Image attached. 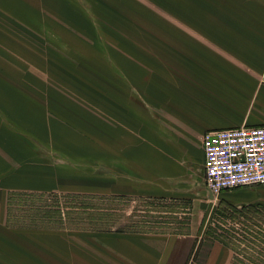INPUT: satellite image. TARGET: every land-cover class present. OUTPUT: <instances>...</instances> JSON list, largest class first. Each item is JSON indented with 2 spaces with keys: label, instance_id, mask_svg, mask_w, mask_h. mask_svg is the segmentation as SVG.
Listing matches in <instances>:
<instances>
[{
  "label": "rangeland",
  "instance_id": "374dc122",
  "mask_svg": "<svg viewBox=\"0 0 264 264\" xmlns=\"http://www.w3.org/2000/svg\"><path fill=\"white\" fill-rule=\"evenodd\" d=\"M41 1L0 0L1 55L15 62L0 61V98L12 100L10 126L0 115V160L12 163L0 174V264H116L119 232L145 231L186 236L177 248L187 253V264H207L211 252L210 264H242L221 241L230 242L247 220L264 230V186L213 197L200 147L188 158H172L174 133L159 124L167 107L153 99L175 92L169 80L157 78L167 64L171 69L187 60L196 41L232 40L234 49L223 40L214 46L237 60L238 46L247 44L253 63L263 60L264 21L253 18L260 15L240 20L242 0H132L143 3L119 8L102 0ZM261 76L257 84L264 86V71ZM195 81L187 91L202 107L193 109L224 110L227 84ZM2 108L0 101L5 114ZM25 112L20 126L16 119ZM40 151L53 155L57 174L27 168L39 163L32 156ZM35 177L53 184L31 189ZM246 189L262 195L257 201L226 198L249 195Z\"/></svg>",
  "mask_w": 264,
  "mask_h": 264
},
{
  "label": "crops",
  "instance_id": "0c3cea01",
  "mask_svg": "<svg viewBox=\"0 0 264 264\" xmlns=\"http://www.w3.org/2000/svg\"><path fill=\"white\" fill-rule=\"evenodd\" d=\"M88 1L89 5L97 4L95 0ZM102 1L107 4L114 5L118 8L119 3H143L140 1L135 2L132 0ZM41 2L46 3L47 1L43 0ZM50 4L51 3H48L46 5ZM242 4L243 6H240L238 8V14L241 17L240 20H249L252 19L251 17H249V15L253 16L259 14L260 16H254L253 18L264 21V0H242ZM114 19H119V16H114ZM91 20L87 18L88 22H91ZM97 26L99 27L100 25L97 24ZM136 31L138 33H136L134 36L137 37L140 32L139 30ZM150 31L153 33L156 32L155 29H150ZM207 32L212 36H228L221 34L219 35V33H223L221 32V30H207ZM148 40L154 42L151 37H148ZM221 40L226 42L227 45H230L232 48L237 46L232 40L229 39H219L214 41ZM214 41H196L194 45L195 49H193L192 45H190L193 53H186L187 60L180 61L176 66L173 65L171 69H168L167 64L166 67H164V75L160 76L157 79L165 80V83H167L166 80H169L168 83L173 86V88L170 89L174 90L175 92L170 93L171 96H169V98L161 99L154 97L153 99L155 103L157 101L162 102L169 109L168 111L167 108L164 110V117H162V119L159 121V124L164 125V127H166L168 131L174 133L171 139H168L173 143L169 145V149L172 150L171 152L173 154L172 158L177 159L176 154L179 156V158L180 156L188 158V154L192 153L193 148L196 147V150H198V147H200L201 158L203 160L204 166V179V133L208 131L226 129L230 127H240L244 125H264V86H262L261 84H257L258 80H261L260 78H262V71H264V59L260 60V58H256L255 63H253L252 51L248 49L249 47H247V44H243V46H238L242 48L243 51L239 52L241 59L237 60L235 54L229 51H220L216 46H214L217 45ZM5 42L7 44L9 43V45H12L13 47L17 45L15 43L12 44V41L9 39H6ZM1 45L9 50L13 49L9 46H6V44ZM187 45H189V43H187ZM246 48L248 49L247 51H245ZM106 49L107 51H109L108 48ZM1 54H5V51L0 50V61L2 62L3 60V62L6 63L5 65L7 67H11V64L13 63L15 64V62L12 60V58H14L12 55L8 54V57H3ZM188 58H190V60H188ZM252 65L254 67H252ZM167 70L173 71L174 74L171 75L172 73ZM191 80H197L193 83H199L202 80L224 81L225 84H227V91L222 89L221 92H226L230 100L224 110L220 111L217 108V110H212L205 114L196 112L193 109V105L202 107V104L195 103V99H197V96L192 97L191 94H188V84L191 82ZM202 83L204 82L202 81ZM197 100H199V98ZM0 101L2 102V109L5 111V114L0 112V115L4 118V123H9L10 126L11 118L8 113H10L12 109V100L9 96V98H0ZM139 101L146 105V102L140 99ZM25 114L27 113H20V119H16L19 125L23 121L27 122V120L21 119L23 117L27 118ZM6 117L8 119H6ZM28 121L31 124V127L36 129L37 123H34L30 120ZM148 124L152 125V123ZM1 137L2 136L0 135V138ZM4 138L6 137L4 136L3 139ZM31 143L32 145L40 144V142L38 141H36V143ZM51 144L53 146H56L57 142L52 141ZM3 145L7 149H10L8 143H2L1 146L3 147ZM37 148L40 149L41 147L38 146ZM9 155H7L6 157L10 158ZM41 156H46L49 158L43 159V157ZM51 156L53 155H45L44 152L40 151L37 156H32L36 158L39 163H37L35 166L29 165L27 166V168H35V175H45V173L53 174V172L54 174H57V168H53V158ZM6 161L8 163L0 160L2 164L0 166V174H2L3 176L7 174L12 168L11 158L7 159ZM35 178H38L39 182L29 185L32 186L31 189H41L42 187H49L51 184H53L44 183L46 182V180L50 179L49 177ZM246 190L248 191V189ZM208 192L211 193L209 190ZM248 192L249 195L246 193V191L236 192L233 196L230 194H226V198L236 202H241L244 200L257 201L259 196L262 195V190L258 192L256 189H251ZM259 200H262V198H260ZM184 237L186 236H173L172 234L168 235L165 233H155L151 231L133 233L119 232V247H117L119 253H116L119 254V262H116V264H187V253H181L177 248V245H181V241L186 242V239ZM213 257L214 253L211 252L207 264H210Z\"/></svg>",
  "mask_w": 264,
  "mask_h": 264
},
{
  "label": "built area",
  "instance_id": "2783aa9c",
  "mask_svg": "<svg viewBox=\"0 0 264 264\" xmlns=\"http://www.w3.org/2000/svg\"><path fill=\"white\" fill-rule=\"evenodd\" d=\"M203 147L206 185L213 196L238 187L264 186V125L208 131Z\"/></svg>",
  "mask_w": 264,
  "mask_h": 264
},
{
  "label": "trees",
  "instance_id": "16d2710c",
  "mask_svg": "<svg viewBox=\"0 0 264 264\" xmlns=\"http://www.w3.org/2000/svg\"><path fill=\"white\" fill-rule=\"evenodd\" d=\"M247 222L243 223L245 228H241L240 231L233 230L230 242L224 240L221 242L235 252L238 263L264 264V230L257 231L256 223L250 220Z\"/></svg>",
  "mask_w": 264,
  "mask_h": 264
}]
</instances>
